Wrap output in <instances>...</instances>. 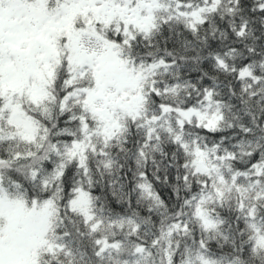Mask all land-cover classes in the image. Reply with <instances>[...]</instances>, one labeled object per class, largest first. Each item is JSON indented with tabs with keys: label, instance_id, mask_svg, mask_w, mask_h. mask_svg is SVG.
I'll return each instance as SVG.
<instances>
[{
	"label": "snow or ice",
	"instance_id": "6c2138e0",
	"mask_svg": "<svg viewBox=\"0 0 264 264\" xmlns=\"http://www.w3.org/2000/svg\"><path fill=\"white\" fill-rule=\"evenodd\" d=\"M0 264H264V0H0Z\"/></svg>",
	"mask_w": 264,
	"mask_h": 264
}]
</instances>
